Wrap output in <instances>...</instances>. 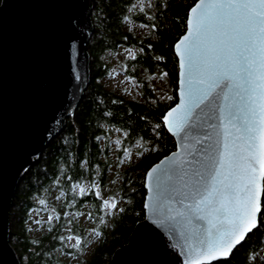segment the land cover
Here are the masks:
<instances>
[{
    "label": "snow or ice",
    "instance_id": "snow-or-ice-1",
    "mask_svg": "<svg viewBox=\"0 0 264 264\" xmlns=\"http://www.w3.org/2000/svg\"><path fill=\"white\" fill-rule=\"evenodd\" d=\"M139 3L144 12V0ZM174 48L180 100L162 121L183 142L147 172L151 211L160 217L166 208L159 222L181 229L186 264H212L259 229L264 213V0H196ZM124 156L130 158L128 148ZM92 188L100 198L99 185ZM116 207L105 199L101 211L110 215ZM60 239L75 249L83 243L71 234Z\"/></svg>",
    "mask_w": 264,
    "mask_h": 264
},
{
    "label": "trees",
    "instance_id": "trees-1",
    "mask_svg": "<svg viewBox=\"0 0 264 264\" xmlns=\"http://www.w3.org/2000/svg\"><path fill=\"white\" fill-rule=\"evenodd\" d=\"M195 2L154 0L145 12L131 15L149 29L137 37L125 28V17L130 16L133 0L92 1L93 30L87 44L89 82L64 127L22 172L10 205L9 242L20 260L21 256L29 258L25 264H48L49 253L63 246L64 240L60 238L64 237L67 225L75 235H83L78 219L82 213H87L90 223L100 233L98 245L85 264H101L109 260L116 247L127 241L133 225L143 218L145 172L175 148V141L163 126L161 116L177 101V75L174 98L160 111L154 104L161 100L151 102L148 88L144 101L126 99L107 88L99 80L105 72L100 56L119 43H133L140 47V52L127 62L153 71L163 69L172 57L171 65L177 73V58L170 45L185 32L187 13ZM162 56L167 59L163 61ZM125 132L127 137L123 135ZM117 139L122 143L112 149ZM138 142L140 147H137ZM125 148H132L130 151L135 154L133 160L123 164ZM94 183L99 185L100 198L96 195L97 189L92 188ZM77 184L85 189L84 194L74 188ZM106 189L110 197L119 196L126 203L121 208L123 211L120 209L109 223L105 220L101 224L100 218L105 213L101 211L102 197ZM40 200L45 203L41 205ZM34 210L47 216L44 231L37 236L29 233L27 227ZM50 216L53 217L51 222ZM259 250H264V213L260 215L259 229L249 234L228 258L212 264H264ZM253 255L256 259L250 260Z\"/></svg>",
    "mask_w": 264,
    "mask_h": 264
},
{
    "label": "water",
    "instance_id": "water-1",
    "mask_svg": "<svg viewBox=\"0 0 264 264\" xmlns=\"http://www.w3.org/2000/svg\"><path fill=\"white\" fill-rule=\"evenodd\" d=\"M92 1H0V264H22L9 242V209L18 180L64 127L89 82L87 44L93 30ZM186 30L187 18L181 36ZM179 38L173 44L174 54ZM176 58L177 101L172 107L180 100ZM169 134L175 148L144 175L143 218L133 225L127 241L101 264H186L181 229L168 221L159 222L166 208L160 217L155 216L148 190L147 172L183 142ZM146 203L150 205L147 209Z\"/></svg>",
    "mask_w": 264,
    "mask_h": 264
},
{
    "label": "rangeland",
    "instance_id": "rangeland-1",
    "mask_svg": "<svg viewBox=\"0 0 264 264\" xmlns=\"http://www.w3.org/2000/svg\"><path fill=\"white\" fill-rule=\"evenodd\" d=\"M154 0H144V8L148 7ZM133 10L128 16V19L125 21V28L131 32L134 36H142L144 33L148 32V27H141L145 25L141 21H137L131 15L133 13L139 12L140 3L139 0H133ZM145 12V11H144ZM173 52V44L170 45ZM126 49H131L135 54L140 52V47L133 43H119L113 49L106 50L101 54L102 65L105 68L103 75L99 77V80L109 89L114 90L119 93L126 99H136L144 101L146 97V88L150 90L151 97H148L151 102L158 101L154 104L160 111L165 109L170 101L174 98L173 89L175 88V74L173 67L171 65L172 57H170L164 64L163 69H156L153 71L143 70L141 66L135 67L134 63L127 62V60H132L128 58V53ZM174 55V54H173ZM167 58L162 56V60L165 61ZM169 67V69H168ZM134 71L132 74L130 71ZM164 73H167L166 76H163ZM163 76V79H161ZM177 80V76H176ZM167 97H172L171 100ZM162 119V116H161ZM163 123V122H162ZM156 146H158L156 144ZM112 149H115V143L112 144ZM132 149V148H131ZM129 149V150H131ZM134 152L130 151V158L122 157V163L131 161L134 158ZM113 156V154H112ZM112 168H116L113 166ZM122 168V167H120ZM111 175V172H110ZM109 189H106L105 194L103 195V200L105 199H114L116 201L117 207L111 210V214L104 213V221L107 223L110 222L112 217H115L122 207L125 205V200L116 197H110L108 195ZM47 216L38 211H32L29 219L27 220V227L29 233L37 236L41 235L44 231V222L46 221ZM79 222L83 227V235H76L82 238L83 243L78 249L72 248L71 243L66 239L63 241V246L53 249L50 253V259L48 264H85L87 260L91 258L92 254L95 251V248L98 245L99 237L95 235L96 227L90 223V219L87 216V213H82L79 216ZM39 221V223H37ZM75 235L71 232L69 225L63 230V236L67 237L68 235ZM259 256L264 257V250H259ZM20 258V257H19ZM29 258L21 256V263L25 264Z\"/></svg>",
    "mask_w": 264,
    "mask_h": 264
}]
</instances>
